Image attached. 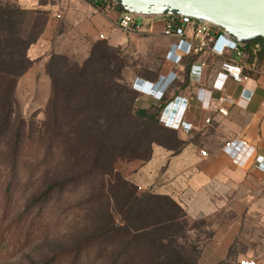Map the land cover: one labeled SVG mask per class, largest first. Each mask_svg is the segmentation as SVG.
<instances>
[{
  "label": "rangeland",
  "instance_id": "374dc122",
  "mask_svg": "<svg viewBox=\"0 0 264 264\" xmlns=\"http://www.w3.org/2000/svg\"><path fill=\"white\" fill-rule=\"evenodd\" d=\"M67 2L0 0V75L31 64L11 118L0 102V264H176L177 251L195 260L194 235L172 238L174 228L151 238L122 223L126 199L137 194L124 182L147 187L140 194L165 186L158 169H141L155 142L178 152L188 141L138 97L140 78L174 64L173 40L162 18H147L154 27L77 41L64 20ZM193 62H182L183 81Z\"/></svg>",
  "mask_w": 264,
  "mask_h": 264
},
{
  "label": "crops",
  "instance_id": "0c3cea01",
  "mask_svg": "<svg viewBox=\"0 0 264 264\" xmlns=\"http://www.w3.org/2000/svg\"><path fill=\"white\" fill-rule=\"evenodd\" d=\"M67 3L64 20L71 26L77 41L90 44L97 37L117 30L114 24L120 14L118 10L100 9L93 1L68 0ZM154 21L147 22V28L154 27ZM54 22L51 18L48 24ZM159 22L164 28V19ZM248 57H251L250 62ZM192 61L195 62L185 80L174 84L168 102L178 99L180 103L176 124L187 107L180 129L173 131L188 141H181L184 147L178 152L156 147L150 162L141 169L144 173L158 169V179L165 186L154 195L169 197L185 211L191 225L198 224L196 264H238L242 260L264 264V168H258L256 163L260 156V163L264 164V54L250 53L237 60L251 79L246 89H263L262 94L258 92L253 97L249 110L244 108V103L221 105L216 100L210 109L204 110L198 98L208 103V92L212 91L219 70L216 60L207 54H200ZM203 64L208 67L204 68ZM169 65L157 78H140L139 89L147 82H163L172 71L173 64ZM193 71L202 75L199 85L189 81ZM197 78L199 76H193ZM230 87L231 91L236 90ZM213 95L215 99L219 96L218 93ZM175 106L176 103L171 105L167 118L173 117ZM219 108L226 109L228 116L221 115ZM234 141L244 142L246 146L240 156L232 160L223 150ZM201 149L209 154L208 158L199 155ZM172 166H177L176 170ZM155 180V177L147 178L144 183H155ZM135 185L142 191L147 188L139 183ZM193 235L196 239L195 233Z\"/></svg>",
  "mask_w": 264,
  "mask_h": 264
},
{
  "label": "built area",
  "instance_id": "2783aa9c",
  "mask_svg": "<svg viewBox=\"0 0 264 264\" xmlns=\"http://www.w3.org/2000/svg\"><path fill=\"white\" fill-rule=\"evenodd\" d=\"M84 1H93L100 6V9L104 10H113L117 5L114 0ZM57 18L61 19L62 16L58 15ZM162 19H164L163 35L173 40V43L168 49V57L174 61L172 71L166 76L163 82H167V85L172 88L176 82L183 81L184 77L182 73L184 66L182 62L185 59L194 58L200 54H207L210 58L216 60L219 72L216 80L213 82L212 91L208 92V103L206 104L203 100L198 98L200 102H198V104L202 105L204 110H208L213 106L214 100L221 105L244 103V108L249 110L248 108L253 97L258 92L262 94L263 89L260 87H256L252 91L246 89V85L251 79L245 75V67L237 60L243 58L248 53L255 54L260 52L262 45L256 42L247 46L241 45L223 29L209 23L199 22L192 18L172 16ZM146 20L147 19L139 18L124 12L119 14L114 27L125 32L137 33L149 27V25H146ZM151 26L150 24V27ZM100 39L105 40V36L101 35ZM173 58L176 60H173ZM203 67L207 68L208 65L203 64ZM196 75L199 76V78L193 79V76ZM201 76L200 72H191L189 77L190 83L199 85L201 83ZM153 83L158 84L160 82L156 81ZM231 85L236 88L235 91H231ZM213 93H218V98L215 99ZM262 100H264V96ZM218 112L223 116H228V111L224 108H219ZM245 146L244 142L234 141L225 146L223 153L230 159L235 160L243 152ZM199 155L202 158L209 157V154L202 149L199 150ZM259 157L260 156H258L256 160L257 167L264 168V164L260 163L261 157L260 159ZM240 264L258 263L253 260H242Z\"/></svg>",
  "mask_w": 264,
  "mask_h": 264
},
{
  "label": "trees",
  "instance_id": "16d2710c",
  "mask_svg": "<svg viewBox=\"0 0 264 264\" xmlns=\"http://www.w3.org/2000/svg\"><path fill=\"white\" fill-rule=\"evenodd\" d=\"M116 5V4H115ZM115 9L118 10L120 13H124V11L118 6H115ZM30 15V13H28ZM27 14V15H28ZM262 45V49L259 52L260 54H264V44L262 40H259L258 42ZM35 44L34 42L31 43L30 47ZM30 48L27 51V57H29ZM193 59V58H189ZM186 61V60H185ZM31 68V64L26 65V67L18 73H3L0 75V81H2V84L5 85L6 90H3L0 88V102L2 104V107L5 110V118H11L15 113L14 110L18 108L17 100H16V92H17V85L19 79L26 74V72ZM190 70V66L186 69L187 74ZM160 74V73H159ZM158 74V75H159ZM158 75H156L154 78H157ZM189 76V75H188ZM156 81V80H154ZM174 86V85H173ZM173 87L171 88V90ZM171 90L167 93V96L163 100V102L157 104L155 108L156 116L160 120L161 113L165 107V105L169 102L170 98L168 96L171 93ZM133 91V90H132ZM140 96V93L138 92V97ZM139 113H145L146 111H138ZM166 129V128H165ZM173 131V130H170ZM176 133L175 131H173ZM155 145L157 147H162L171 151H176L175 148L166 146L164 143L161 142H155ZM153 155V150H151V157L146 162H150ZM127 183L124 182V184L128 187V189H135L137 194L135 198H127L126 204L127 205V216L125 214V219H123L126 226V230H129L130 233L133 235H139L149 237L154 236L157 237V234L162 235V231H168L170 232L171 229L179 228L180 233L178 235L169 233V236L172 238H180L183 239L187 233L190 235H193L195 233L198 234V230L200 229L198 224L191 225L187 219V215L185 211L172 199L165 196H157L154 194H151L149 192H146L147 194H140L139 187H137L134 183H131L127 181ZM139 193V194H138ZM134 215L132 216V214ZM123 224V225H124ZM187 229V230H186ZM197 236V235H196ZM199 239L197 236L195 241L191 240L190 247L198 245L196 241ZM154 240V239H152ZM173 243L176 245L177 241H173ZM199 246V245H198ZM192 252L195 256L199 253V247L192 248ZM127 251H130L129 249ZM178 252L176 253L177 256V262L176 264H196L195 260H192L189 255L186 253ZM124 256V255H123ZM122 260V259H121ZM79 260L73 262V264H77ZM254 261V260H253ZM47 264V263H45ZM223 264H230V263H223ZM240 264V262L238 263Z\"/></svg>",
  "mask_w": 264,
  "mask_h": 264
},
{
  "label": "water",
  "instance_id": "95a60500",
  "mask_svg": "<svg viewBox=\"0 0 264 264\" xmlns=\"http://www.w3.org/2000/svg\"><path fill=\"white\" fill-rule=\"evenodd\" d=\"M139 18L183 16L223 29L241 45L262 40L264 0H114Z\"/></svg>",
  "mask_w": 264,
  "mask_h": 264
},
{
  "label": "clouds",
  "instance_id": "9594fccd",
  "mask_svg": "<svg viewBox=\"0 0 264 264\" xmlns=\"http://www.w3.org/2000/svg\"><path fill=\"white\" fill-rule=\"evenodd\" d=\"M148 83V86H147ZM145 83L140 89H139V93L141 98L146 99L148 102H150L152 105L154 104H159L161 102H163V100L165 99V97L167 96V93L171 90L170 86L167 85V82H160L158 84L153 83V82H147ZM173 103H176V106L174 108L175 113L173 114V117L170 116V118H167V114L169 113V108L171 107V105ZM180 103H178V99H176L174 102L171 103H167L161 113L160 116V123L168 129L171 130H179L182 122H183V118L186 114L187 111V107L185 108L182 118L180 119L179 124H176L177 122V117L175 118L176 112L178 110ZM182 106V104H181ZM181 110V109H180ZM179 115V114H178ZM260 159V157H259Z\"/></svg>",
  "mask_w": 264,
  "mask_h": 264
}]
</instances>
